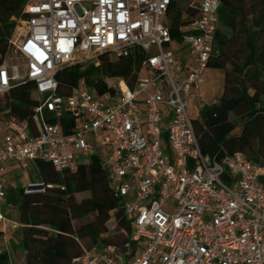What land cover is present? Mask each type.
<instances>
[{"label": "built area", "instance_id": "built-area-1", "mask_svg": "<svg viewBox=\"0 0 264 264\" xmlns=\"http://www.w3.org/2000/svg\"><path fill=\"white\" fill-rule=\"evenodd\" d=\"M173 2L28 0L0 63V98L32 83L40 103L32 124L4 118L0 206L9 164L28 175L48 162L63 176L98 156L130 224L122 248H84L73 264H264V168L241 153L204 154L189 116L215 56L221 0L191 3L196 16L179 26ZM104 56L139 59L135 79H109L101 94L84 84L59 93L62 68ZM52 187L36 178L21 192ZM11 215L0 211L5 240L22 227Z\"/></svg>", "mask_w": 264, "mask_h": 264}, {"label": "trees", "instance_id": "trees-1", "mask_svg": "<svg viewBox=\"0 0 264 264\" xmlns=\"http://www.w3.org/2000/svg\"><path fill=\"white\" fill-rule=\"evenodd\" d=\"M27 2L0 0V63L11 52L10 40L19 20L25 17ZM191 3L181 6L174 0L171 7L174 26L196 16L197 10L190 7ZM214 53L208 67L224 71V95L205 105L200 111V121H194L201 150L219 158L241 153L264 168V0H221ZM138 64L137 58L116 60L104 56L97 66L67 65L56 74L59 93L67 96L72 88L84 84L93 93L101 94L109 90V79L134 80ZM33 91L34 85L26 83L1 97L0 119L3 113L10 112L19 121L32 124L40 104ZM68 121L62 120L65 130ZM34 168L38 179L54 187L44 194L29 196L20 190L22 203L16 219L22 227L11 238L23 248L25 264H73L84 248L123 247L127 236L118 243L105 236L112 219L129 235L132 230L119 200L113 196L100 157L93 156L77 172L63 176L48 162H38ZM261 182L264 184V176ZM80 194L89 197L78 201L76 197ZM88 217L92 220L84 226H75V221ZM3 234L0 228V243ZM0 264H11L7 254H0Z\"/></svg>", "mask_w": 264, "mask_h": 264}, {"label": "rangeland", "instance_id": "rangeland-1", "mask_svg": "<svg viewBox=\"0 0 264 264\" xmlns=\"http://www.w3.org/2000/svg\"><path fill=\"white\" fill-rule=\"evenodd\" d=\"M181 3V6H187L191 2H195L196 0H178ZM15 63H21L20 60L14 59ZM231 67V66H229ZM201 80L203 81L198 88V90L193 89V92L197 94L198 97L192 102V106L189 109V116L194 121H200V111L205 105H211L213 102H216L220 100L224 95V84H225V74L223 70L210 68L208 67L205 71V73L202 75ZM33 97L36 99V95L33 94ZM202 99V102L198 101ZM6 113V112H5ZM4 114V113H3ZM2 114V115H3ZM233 119V118H232ZM86 162H89V159H85ZM35 168L32 166V171L30 172V175L32 176L35 174ZM89 197L88 194H80L76 198L78 201L82 200L83 198ZM18 201L15 203V209H13L11 217L13 219H16L18 217V210L22 203V196L19 193ZM92 220V217H88L86 219H82L79 221H75V226L80 227L84 226L86 223ZM108 227V234H106V237H109L110 239H113L115 242H120L123 238L126 237V233L124 230L119 229L117 226V221L115 219H112L107 224ZM21 231V229L18 230V233ZM17 242L13 241V248H17L20 252H23V248L21 246L17 245ZM17 254V253H16ZM18 264L21 263V253H18ZM16 262V261H15ZM13 262V263H15Z\"/></svg>", "mask_w": 264, "mask_h": 264}, {"label": "crops", "instance_id": "crops-1", "mask_svg": "<svg viewBox=\"0 0 264 264\" xmlns=\"http://www.w3.org/2000/svg\"><path fill=\"white\" fill-rule=\"evenodd\" d=\"M206 71V70H205ZM204 71V73H205ZM203 73V74H204ZM203 81L201 80V82L199 84H197L194 89L198 90V88L200 87L201 83ZM200 102H202V99L200 98V100H198ZM8 113H4L2 115V118L0 119V133L4 130L5 128V123H4V118L6 117ZM37 176H35L34 174L31 176L30 174H24L21 169L19 168L18 165L16 164H9L5 170L4 173V179L6 180V184H5V190L7 193L6 196V201L0 206V211L2 212H6L8 209H11L13 212V209H15V203L18 201V196L20 193L21 188L28 183L30 180L32 179H36ZM1 228V226H0ZM13 232H10L7 236H6V240L3 238L1 243H0V254H7L11 260V264H18V253H21V263L25 264V252H20L17 248H13V240L11 238V234ZM6 241H9L10 243V248L7 249L5 247ZM18 245V244H17ZM17 253V254H16ZM16 261V262H15ZM15 262V263H13Z\"/></svg>", "mask_w": 264, "mask_h": 264}]
</instances>
